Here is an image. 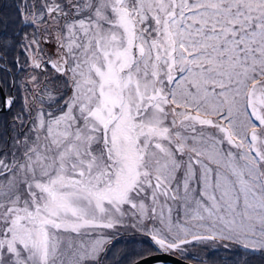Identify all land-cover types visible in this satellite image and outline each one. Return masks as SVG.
Wrapping results in <instances>:
<instances>
[{
	"label": "snow or ice",
	"instance_id": "obj_1",
	"mask_svg": "<svg viewBox=\"0 0 264 264\" xmlns=\"http://www.w3.org/2000/svg\"><path fill=\"white\" fill-rule=\"evenodd\" d=\"M162 257L264 264V0H0V264Z\"/></svg>",
	"mask_w": 264,
	"mask_h": 264
},
{
	"label": "water",
	"instance_id": "obj_2",
	"mask_svg": "<svg viewBox=\"0 0 264 264\" xmlns=\"http://www.w3.org/2000/svg\"><path fill=\"white\" fill-rule=\"evenodd\" d=\"M162 260L164 261V264H176L174 259H170L168 257H162ZM149 264H155V261H150Z\"/></svg>",
	"mask_w": 264,
	"mask_h": 264
},
{
	"label": "rangeland",
	"instance_id": "obj_3",
	"mask_svg": "<svg viewBox=\"0 0 264 264\" xmlns=\"http://www.w3.org/2000/svg\"><path fill=\"white\" fill-rule=\"evenodd\" d=\"M137 239H139V238H137ZM130 246H131V245H130ZM136 246H137V247H139L140 245H139V244H137Z\"/></svg>",
	"mask_w": 264,
	"mask_h": 264
}]
</instances>
